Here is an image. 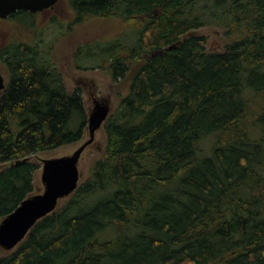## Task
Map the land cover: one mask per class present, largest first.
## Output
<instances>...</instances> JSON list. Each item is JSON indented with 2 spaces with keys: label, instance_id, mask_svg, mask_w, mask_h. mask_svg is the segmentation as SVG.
Wrapping results in <instances>:
<instances>
[{
  "label": "trees",
  "instance_id": "trees-1",
  "mask_svg": "<svg viewBox=\"0 0 264 264\" xmlns=\"http://www.w3.org/2000/svg\"><path fill=\"white\" fill-rule=\"evenodd\" d=\"M69 1L136 30L76 50L128 90L89 176L0 264H264V0ZM208 25L224 49L193 32ZM0 63L2 219L33 193V158L79 142L89 114L53 44L0 42Z\"/></svg>",
  "mask_w": 264,
  "mask_h": 264
},
{
  "label": "rangeland",
  "instance_id": "rangeland-1",
  "mask_svg": "<svg viewBox=\"0 0 264 264\" xmlns=\"http://www.w3.org/2000/svg\"><path fill=\"white\" fill-rule=\"evenodd\" d=\"M10 19H0L1 43L5 44L13 40L29 42L43 40L44 46L53 44L54 56L63 74L66 87L69 91L80 90L88 114L93 110L97 99L107 100L110 103L111 114L117 109L119 104L118 93L119 91L126 93L127 86L123 83H116L109 71L102 66L94 69L90 68L97 63L94 61L95 58L93 59L88 54L82 56L81 62L82 67L87 68H81L76 60V50L78 45L82 44L91 43V46L94 44L106 46L117 40L126 41L133 45L136 41V30L133 28L125 30L127 27H124L122 19L92 15L78 17L69 0H59L53 8L34 13V17H31V19ZM193 32L207 37V48L209 50H222L229 40L224 29L212 25L200 27L193 30ZM0 70L8 83L10 75L3 63H0ZM104 125L97 130L94 142L84 150L79 160V184L89 176L95 161L104 154L106 144ZM88 138L89 130L87 127L83 138L79 142L38 153L33 160L41 163V167L35 173V187L32 194L44 192L42 158L72 154ZM4 166L5 164H0V169ZM68 198L69 196L60 199L58 206ZM13 250H5L0 246V256Z\"/></svg>",
  "mask_w": 264,
  "mask_h": 264
},
{
  "label": "water",
  "instance_id": "water-1",
  "mask_svg": "<svg viewBox=\"0 0 264 264\" xmlns=\"http://www.w3.org/2000/svg\"><path fill=\"white\" fill-rule=\"evenodd\" d=\"M58 1L0 0V19H6L20 10L31 13L41 12L53 8ZM161 52L162 50H157L153 54ZM6 85V79L0 70V95ZM110 114V103L107 100L97 99L88 118L89 138L81 143L72 154L42 158L44 192L28 196L0 220L1 247L5 250L15 249L41 218L57 209L60 199L74 193L80 181L79 160L84 150L94 142L97 130L104 125Z\"/></svg>",
  "mask_w": 264,
  "mask_h": 264
}]
</instances>
